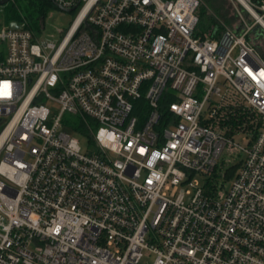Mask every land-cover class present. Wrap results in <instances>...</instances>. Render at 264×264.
Segmentation results:
<instances>
[{"label":"built area","instance_id":"obj_1","mask_svg":"<svg viewBox=\"0 0 264 264\" xmlns=\"http://www.w3.org/2000/svg\"><path fill=\"white\" fill-rule=\"evenodd\" d=\"M247 2L205 33L202 0H81L58 41L1 25L0 264H264V2ZM225 151L241 166L215 183Z\"/></svg>","mask_w":264,"mask_h":264},{"label":"rangeland","instance_id":"obj_2","mask_svg":"<svg viewBox=\"0 0 264 264\" xmlns=\"http://www.w3.org/2000/svg\"><path fill=\"white\" fill-rule=\"evenodd\" d=\"M15 0L12 1V3ZM263 3L264 0H261L260 3ZM19 12L22 9H18ZM238 11L242 13L244 17L249 16L247 11L236 0H202L200 9L198 10V15L200 17V22L198 29L201 33H205L209 28L215 26L219 21L225 22L231 28H238L239 26V14ZM8 12V11H7ZM7 12L0 6V27L7 18ZM78 10L73 12H65L60 9L51 8L49 9L48 14L46 15L44 22L39 24V29H35V33L40 39L48 40H60L62 35L67 31L74 19L76 18ZM249 18V17H248ZM253 22V19H251ZM7 23V22H5ZM8 24V23H7ZM44 26V27H43ZM249 40L256 47L260 56L264 59V30L260 26L254 27V32L250 34ZM76 119L72 114H66L64 119V131L72 135H75L79 138L82 149L84 152L90 149L89 140L83 133L75 131L72 127L69 126L68 122ZM241 156H229L227 151L221 157L217 173L210 178H213L215 183H222L224 181L223 175L224 172L236 162H239ZM208 177L198 176L202 183L204 179ZM154 258L145 257L142 260V264H153Z\"/></svg>","mask_w":264,"mask_h":264},{"label":"trees","instance_id":"obj_3","mask_svg":"<svg viewBox=\"0 0 264 264\" xmlns=\"http://www.w3.org/2000/svg\"><path fill=\"white\" fill-rule=\"evenodd\" d=\"M11 0L7 5L2 6L3 9L7 12V23L11 21H26L30 28L39 29V24L44 22L46 15L49 12V9L55 8L58 9L51 0H15L12 3ZM18 9L21 12H19ZM4 22V23H5ZM5 23V24H7ZM232 121L236 124H242L246 129H253V122L249 117L240 112H236L233 116ZM261 121H259L260 123ZM256 132L255 129H253ZM241 166V162L231 165L226 170V181H231L235 178L236 173L238 172Z\"/></svg>","mask_w":264,"mask_h":264},{"label":"water","instance_id":"obj_4","mask_svg":"<svg viewBox=\"0 0 264 264\" xmlns=\"http://www.w3.org/2000/svg\"><path fill=\"white\" fill-rule=\"evenodd\" d=\"M11 0H0V6H5L7 5ZM55 6L60 9V10H63L65 12H73V11H76V9L79 7L80 3H81V0H79L78 4L74 7V8H71V9H68V8H64L62 7L61 5L55 3L53 0H51ZM18 23L17 22H11L10 23V27L12 28H18Z\"/></svg>","mask_w":264,"mask_h":264},{"label":"bare ground","instance_id":"obj_5","mask_svg":"<svg viewBox=\"0 0 264 264\" xmlns=\"http://www.w3.org/2000/svg\"><path fill=\"white\" fill-rule=\"evenodd\" d=\"M242 7L243 9H247L248 11H250L253 15H257V13L251 9L250 5L248 4L247 0H236ZM263 27H264V22L262 23Z\"/></svg>","mask_w":264,"mask_h":264},{"label":"flooded vegetation","instance_id":"obj_6","mask_svg":"<svg viewBox=\"0 0 264 264\" xmlns=\"http://www.w3.org/2000/svg\"><path fill=\"white\" fill-rule=\"evenodd\" d=\"M253 3H260L261 0H251ZM255 1V2H254Z\"/></svg>","mask_w":264,"mask_h":264},{"label":"crops","instance_id":"obj_7","mask_svg":"<svg viewBox=\"0 0 264 264\" xmlns=\"http://www.w3.org/2000/svg\"><path fill=\"white\" fill-rule=\"evenodd\" d=\"M255 2V1H254Z\"/></svg>","mask_w":264,"mask_h":264}]
</instances>
